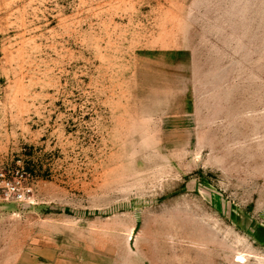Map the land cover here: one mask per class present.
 Returning a JSON list of instances; mask_svg holds the SVG:
<instances>
[{
    "label": "rangeland",
    "instance_id": "1",
    "mask_svg": "<svg viewBox=\"0 0 264 264\" xmlns=\"http://www.w3.org/2000/svg\"><path fill=\"white\" fill-rule=\"evenodd\" d=\"M0 264H264V0H0Z\"/></svg>",
    "mask_w": 264,
    "mask_h": 264
}]
</instances>
